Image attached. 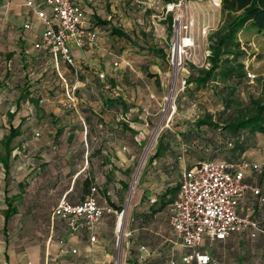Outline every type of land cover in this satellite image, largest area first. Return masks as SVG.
I'll list each match as a JSON object with an SVG mask.
<instances>
[{
    "label": "crops",
    "instance_id": "0c3cea01",
    "mask_svg": "<svg viewBox=\"0 0 264 264\" xmlns=\"http://www.w3.org/2000/svg\"><path fill=\"white\" fill-rule=\"evenodd\" d=\"M24 1L0 8V264H182L188 249L169 216L187 160H175L170 145L143 157L152 135L143 148L147 122L139 107L114 85H90V59L100 49L72 48L76 79L64 61L34 47L42 24ZM100 6L87 11L98 15ZM59 74L77 80L78 112L67 105ZM113 93L122 103L106 100ZM243 159L261 170H245L237 212L261 230L254 237L250 227L223 240L204 236L198 250L209 254L208 264H264V161L249 150ZM92 188L104 207L93 227L72 231L66 220L51 218L61 198L77 204Z\"/></svg>",
    "mask_w": 264,
    "mask_h": 264
},
{
    "label": "rangeland",
    "instance_id": "374dc122",
    "mask_svg": "<svg viewBox=\"0 0 264 264\" xmlns=\"http://www.w3.org/2000/svg\"><path fill=\"white\" fill-rule=\"evenodd\" d=\"M220 1L180 0L170 3L167 9L168 3L164 5L161 0H105L97 16L108 23L95 24L94 14H86L88 22L100 28L97 40L90 47L100 49L90 59L96 69L94 75L103 73L101 79L105 83L111 81L117 91L121 89L125 93L126 101L139 107L137 115L147 122L143 148L160 124L146 158L165 127L181 130L182 120L193 119L202 109L216 110L214 97L201 93L187 107L189 96L182 93L186 63L208 66V35L221 23ZM111 27L121 29L126 35H113ZM249 28L238 35L245 50L247 80L238 87L243 102L257 96L264 85V34ZM182 38H189L190 45L178 49ZM155 49H162L165 56L156 54ZM135 87L142 91L137 92ZM176 99L182 103L183 111L176 109ZM255 140L256 147L249 151L264 161V134H257Z\"/></svg>",
    "mask_w": 264,
    "mask_h": 264
},
{
    "label": "built area",
    "instance_id": "2783aa9c",
    "mask_svg": "<svg viewBox=\"0 0 264 264\" xmlns=\"http://www.w3.org/2000/svg\"><path fill=\"white\" fill-rule=\"evenodd\" d=\"M8 2L9 0H1L0 8ZM104 2L105 0H25L26 7L42 24L39 40L34 47L49 53L55 63L64 61L72 67L73 75L77 79L79 68L72 55V48H82L97 40L100 29L88 22L86 14L91 7ZM166 6L170 9V3ZM23 26L28 28L29 23H24ZM184 39H180L178 49L190 45ZM59 77L67 105L78 112L75 94L77 80L69 83L64 75L59 74ZM99 77L102 78L103 73H99ZM248 168L259 171L261 167L245 159L239 162L206 160L183 171L179 195L170 204L169 216L173 231L188 249L181 255L182 264L210 262L209 254L198 250L204 236L211 240H223L233 232L249 227L257 228L250 217L237 212V206L247 187L242 180ZM94 191L95 188H92L91 193L77 204L61 198L51 208V218L66 220L72 231L82 226L93 227L104 211V207L97 203ZM253 192L259 194L257 188ZM94 238L91 236V240Z\"/></svg>",
    "mask_w": 264,
    "mask_h": 264
},
{
    "label": "trees",
    "instance_id": "16d2710c",
    "mask_svg": "<svg viewBox=\"0 0 264 264\" xmlns=\"http://www.w3.org/2000/svg\"><path fill=\"white\" fill-rule=\"evenodd\" d=\"M179 1L161 0L164 5ZM220 9L221 23L208 35V66L186 63L187 73L183 78L185 86L182 93L189 96L188 105L192 104L199 94L206 93L216 99L213 101L216 110L212 112L202 109L193 119L182 120L181 130L164 128L157 137L153 155L157 157L161 150L170 145V155L175 160L182 156L187 160L186 169L206 160L239 162L246 151L256 147V135L264 134V85L260 93L250 96L247 102L239 98L238 91V87L247 80L243 61L245 50L238 35L246 27L264 34V0H221ZM94 20L95 24L108 23L106 20L100 21L95 13ZM168 20L171 21V13ZM110 32L120 37L126 35L116 27H111ZM154 52L165 56L162 49H155ZM68 67L73 73L72 67ZM91 76L90 85L98 90L113 86L111 81H108L110 84L105 83L99 75ZM75 94L77 97V93ZM113 95L115 97L106 100L122 103L115 93ZM78 102L77 100L79 111ZM181 104L180 100L176 99L178 111H183ZM128 131L134 133L129 127ZM10 136L6 137L3 143L5 146L9 144ZM252 220L257 227L252 228L254 235L251 236L254 237L255 231L261 230V227Z\"/></svg>",
    "mask_w": 264,
    "mask_h": 264
},
{
    "label": "water",
    "instance_id": "95a60500",
    "mask_svg": "<svg viewBox=\"0 0 264 264\" xmlns=\"http://www.w3.org/2000/svg\"><path fill=\"white\" fill-rule=\"evenodd\" d=\"M159 126H160V124H158V125L156 126V128L154 129V131H153V133H152L151 141H152V139L155 137V135H156V133H157V130H158ZM151 141L149 142V144L151 143ZM148 146H149V145H147V147H146L145 150H144L143 157L145 156V154H146V152H147V150H148ZM123 213H124V211L122 212L121 216H123ZM119 226H120L119 228H121V220H120V222H119ZM117 264H118V262H117Z\"/></svg>",
    "mask_w": 264,
    "mask_h": 264
},
{
    "label": "bare ground",
    "instance_id": "6f19581e",
    "mask_svg": "<svg viewBox=\"0 0 264 264\" xmlns=\"http://www.w3.org/2000/svg\"><path fill=\"white\" fill-rule=\"evenodd\" d=\"M183 41L188 42L189 40L187 38H185ZM175 50H176V47H175Z\"/></svg>",
    "mask_w": 264,
    "mask_h": 264
}]
</instances>
